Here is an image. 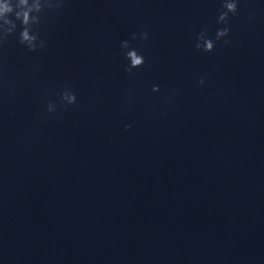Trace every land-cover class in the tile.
<instances>
[{"label":"water","instance_id":"1","mask_svg":"<svg viewBox=\"0 0 264 264\" xmlns=\"http://www.w3.org/2000/svg\"><path fill=\"white\" fill-rule=\"evenodd\" d=\"M221 4L62 0L36 51L17 22L0 43V264H264V0L227 25ZM123 41L144 57L130 74Z\"/></svg>","mask_w":264,"mask_h":264},{"label":"clouds","instance_id":"2","mask_svg":"<svg viewBox=\"0 0 264 264\" xmlns=\"http://www.w3.org/2000/svg\"><path fill=\"white\" fill-rule=\"evenodd\" d=\"M56 8L62 7V0H57L56 3L51 0H0V43L6 42L7 38L17 31V22L19 23V44L26 47L29 51H36L38 47H43V43L38 41V36L35 33V29L40 25L41 18L40 13L43 8ZM237 0H222L221 11L217 19L218 24L228 23L229 16H235L237 13ZM229 28L225 26L222 29H218L215 33V39L209 38L206 32H201L197 37L196 48L197 50L205 53L211 52L215 46V43L229 35ZM137 37L134 34L132 39ZM147 33H141L140 39L147 40ZM227 44L228 41L224 40ZM121 49L124 50V58L128 62L125 67V72L132 73L134 69L140 68L144 64V57L135 49L131 48L128 41L121 42ZM198 83L203 84L201 79ZM159 89L153 87L152 91L157 92ZM76 102V96L70 92L67 88L61 93L60 103L62 105H73ZM49 113L55 111V106L49 104L47 106ZM130 125L126 126L130 128Z\"/></svg>","mask_w":264,"mask_h":264}]
</instances>
